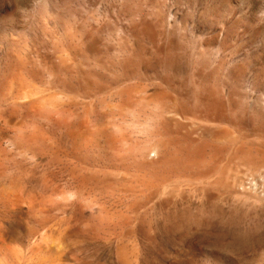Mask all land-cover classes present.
Here are the masks:
<instances>
[{
  "label": "rangeland",
  "instance_id": "obj_1",
  "mask_svg": "<svg viewBox=\"0 0 264 264\" xmlns=\"http://www.w3.org/2000/svg\"><path fill=\"white\" fill-rule=\"evenodd\" d=\"M49 237L264 264V0H0V264Z\"/></svg>",
  "mask_w": 264,
  "mask_h": 264
},
{
  "label": "bare ground",
  "instance_id": "obj_2",
  "mask_svg": "<svg viewBox=\"0 0 264 264\" xmlns=\"http://www.w3.org/2000/svg\"><path fill=\"white\" fill-rule=\"evenodd\" d=\"M51 237L49 238L51 239ZM48 239H44L43 244H41L39 248H37L34 252L36 254V259H37V262H35L36 264H60V262L62 261L60 258L59 247L55 246L58 241H56L55 245H52L54 243L53 242L54 240L51 239L52 241H50V239L49 240Z\"/></svg>",
  "mask_w": 264,
  "mask_h": 264
}]
</instances>
